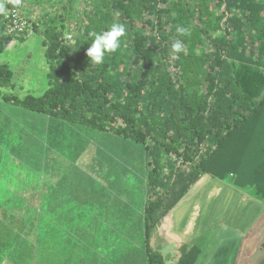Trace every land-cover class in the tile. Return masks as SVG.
<instances>
[{
  "label": "trees",
  "instance_id": "trees-1",
  "mask_svg": "<svg viewBox=\"0 0 264 264\" xmlns=\"http://www.w3.org/2000/svg\"><path fill=\"white\" fill-rule=\"evenodd\" d=\"M72 4L34 22L35 32L43 27L48 88L23 98L4 93L14 73L1 65L0 99L144 146L147 264H166L150 245L152 233L202 175L230 178L264 200V98L256 104L243 93L232 66L264 69V0H92L76 16L70 41ZM3 19L0 53L16 40ZM113 23L126 27L120 48L92 63L91 43ZM176 40L183 49L173 54ZM198 256L197 247L183 245L177 264Z\"/></svg>",
  "mask_w": 264,
  "mask_h": 264
},
{
  "label": "crops",
  "instance_id": "crops-1",
  "mask_svg": "<svg viewBox=\"0 0 264 264\" xmlns=\"http://www.w3.org/2000/svg\"><path fill=\"white\" fill-rule=\"evenodd\" d=\"M33 16L38 22L40 17ZM4 111L11 114L6 126L18 132L7 133L6 139L21 142L13 143L10 153L0 151L9 162L0 165V264H147L145 175L142 183L127 188L131 164L126 156L121 158L119 147L97 146L89 132H71L73 128L71 134L81 142L63 145L60 138L65 134L57 130L66 131L64 121L0 99V113ZM23 124H38L42 131L28 132ZM47 126L56 128L55 138ZM99 133L113 145L123 140ZM202 177L184 197L185 203ZM208 177L211 180H204L200 189L212 185L220 198L198 200L199 214L211 212L207 221H200V246L188 237V224L183 234L174 230L173 212L152 233L151 247L165 261L164 252H170L175 263L188 245L199 249L201 264H264V200L252 188L239 189L229 180Z\"/></svg>",
  "mask_w": 264,
  "mask_h": 264
},
{
  "label": "rangeland",
  "instance_id": "rangeland-1",
  "mask_svg": "<svg viewBox=\"0 0 264 264\" xmlns=\"http://www.w3.org/2000/svg\"><path fill=\"white\" fill-rule=\"evenodd\" d=\"M91 2L92 0H73V4L67 6V9L70 13H73V16L75 17L72 21L70 20L72 17L68 16V22L71 23L70 30L68 29L66 31V39L73 41V38L69 39V36H72L77 29L74 28L76 16L88 6V2ZM28 4L25 3L24 8L22 7V10L30 9L32 13V18H35L33 15L35 14L38 18L43 16V14L48 13L52 16L55 14H61L62 8L64 5L67 4L68 0H27ZM33 2V3H31ZM87 3V4H86ZM93 4V3H92ZM215 3H213V6ZM38 20V19H37ZM195 23H197L195 21ZM73 27V28H72ZM33 31L29 34H27V38L24 41H21L20 39L16 38L3 52L0 53V66L1 65H8L9 68L13 71L14 77H13V83L14 86L12 88H5L3 89L4 93H13L14 95L18 96L19 98H23L27 94L32 95H42L43 91H45L48 88V80H47V73L49 72V64L47 63V60L44 55V47H43V41L44 36L42 35L43 27L38 30V32ZM77 33V32H76ZM233 75L236 79L237 85L239 89L243 92L248 94L253 101L256 104H259L260 101L264 98V69L259 68L253 65L241 63V62H233ZM169 70H172L169 69ZM11 116V114L8 111H4L0 113V133H5L0 135V151L7 150L8 153H10L13 143H20L21 141L15 139L12 140V138H7L5 135L8 133L10 136V133L14 132L15 134L18 133L16 130H10L6 124H7V117ZM56 121V120H55ZM58 122V121H56ZM64 128H66V131L58 128L57 132L58 134H65L64 141L62 138H60V141L64 144H76L77 142H81V139L79 137V141L75 140V137L71 134V132H84L90 133L91 138L95 143L98 145H101V143H109L112 147H119V150L122 151L120 154L122 159L126 158L129 159V163L131 164L130 170L127 174L128 182H127V188L130 190L131 187L136 184L142 183V180H140L142 175H145L146 169H145V148L142 145L135 144L131 141H128V143H125L123 140H121L118 145L115 143L107 142L106 139H102L99 137V132L95 130H81V126L79 125H72L68 124L66 122H63ZM23 126L28 132L35 131H42V127L38 124H32V125H21ZM74 129L70 132L71 129ZM12 129V126H11ZM19 131H22L19 127H17ZM49 131L51 134V137L54 134H56V128L52 126H47L46 131ZM65 132V133H64ZM70 132V134H66ZM86 137V136H84ZM89 139V136L86 137ZM3 139V140H2ZM68 140V141H67ZM72 140V141H70ZM121 146V147H120ZM109 147V146H108ZM70 149V147H68ZM119 155V154H118ZM7 163L9 164L6 157H0V165L7 166ZM69 174V173H68ZM67 174V175H68ZM0 175H3L1 173ZM202 181L201 183L205 182L204 180H211V177H208L210 175H202ZM216 180V179H215ZM227 180L231 181L230 178ZM199 181V180H198ZM201 183L196 184L195 190L190 193V195L187 196V198H190L188 203H185L184 200L181 201L179 206L172 210L170 212V215L174 212V230L180 234L185 233V227H186V233L188 237L194 238V244H198L200 246V221L201 219H204V221H207V217L210 215L211 212L209 211H203L200 213L199 210V201L203 199V197L206 199H218L220 198V193H217L216 189L210 185L208 188H203ZM146 184V183H145ZM251 190V188H247ZM197 191L196 193H194ZM218 197V198H217ZM205 207V205H202ZM209 207V206H208ZM213 213V212H212ZM188 222V223H187ZM210 225V222L208 223ZM217 226H220L218 224ZM197 236V239L195 238ZM197 245V246H198ZM176 248L172 247V250H175ZM158 251V250H157ZM170 252L166 251L164 252L165 257L168 259L166 260V264H174L176 261H173L172 255L168 256ZM172 253V252H171ZM201 257L199 256L196 264H201ZM177 264V263H175Z\"/></svg>",
  "mask_w": 264,
  "mask_h": 264
},
{
  "label": "clouds",
  "instance_id": "clouds-1",
  "mask_svg": "<svg viewBox=\"0 0 264 264\" xmlns=\"http://www.w3.org/2000/svg\"><path fill=\"white\" fill-rule=\"evenodd\" d=\"M14 5H19L22 0H10ZM8 8L6 0H0V16H7ZM177 32L180 35H188L189 30L185 27H178ZM126 35V27L123 24L113 23L110 29L106 32L99 33L91 43V47L87 51V56L90 61L95 64H100L104 61L106 54L116 52L120 48L121 38ZM183 44L180 40H176L172 44L173 54L181 52Z\"/></svg>",
  "mask_w": 264,
  "mask_h": 264
},
{
  "label": "built area",
  "instance_id": "built-area-1",
  "mask_svg": "<svg viewBox=\"0 0 264 264\" xmlns=\"http://www.w3.org/2000/svg\"><path fill=\"white\" fill-rule=\"evenodd\" d=\"M25 3L28 4L27 0H22L19 5H14L10 0H6V6L8 8V14L4 16L5 34L8 36H13L14 38H20L23 35L29 34L34 29V18L32 15L26 13L24 8ZM24 5V6H23ZM83 13L89 11L90 8L86 6ZM69 39L72 37L69 36Z\"/></svg>",
  "mask_w": 264,
  "mask_h": 264
}]
</instances>
